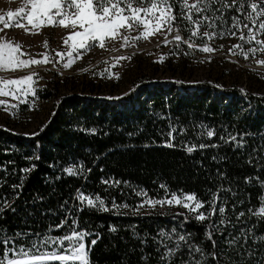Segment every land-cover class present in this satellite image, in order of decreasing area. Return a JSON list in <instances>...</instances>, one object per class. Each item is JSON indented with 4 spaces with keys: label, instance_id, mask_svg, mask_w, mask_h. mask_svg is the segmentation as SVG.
I'll return each instance as SVG.
<instances>
[{
    "label": "trees",
    "instance_id": "obj_1",
    "mask_svg": "<svg viewBox=\"0 0 264 264\" xmlns=\"http://www.w3.org/2000/svg\"><path fill=\"white\" fill-rule=\"evenodd\" d=\"M169 2L177 17L173 24L182 30L177 4ZM186 50L191 51L183 40H172L169 61L177 56L184 61ZM36 93L54 102L37 134L27 137L0 127V241H8L0 242V257L5 264L19 257L21 246L39 254L34 242L39 246L45 236L62 238L73 231L91 233L79 241L89 264H264V213L259 211L264 207V96L208 80L144 82L115 100L77 92L62 96L51 80ZM78 190L108 205L132 207L138 192L151 198H164L166 191L195 194L207 218L104 211L82 203ZM180 235L185 241L169 260L167 249L176 248ZM68 243H44L39 252L71 254L65 251Z\"/></svg>",
    "mask_w": 264,
    "mask_h": 264
},
{
    "label": "rangeland",
    "instance_id": "obj_2",
    "mask_svg": "<svg viewBox=\"0 0 264 264\" xmlns=\"http://www.w3.org/2000/svg\"><path fill=\"white\" fill-rule=\"evenodd\" d=\"M183 2L184 0H175L178 8L176 12L182 22V30H179V34L184 43L187 41L185 44L191 51H185L184 61L179 60L177 56L173 62H170L169 58L174 54L173 51L170 52V49L177 29L174 24H172V32H168L167 26H162L159 31L146 38L141 36L143 26L136 27L134 30L124 27L120 29L116 37H106L103 47L98 41L89 42L91 46L88 49L73 51L71 42L66 43L65 40L71 32L78 29L59 24L34 27L21 19V14L18 12V9L30 8L29 0H0V17L4 19V22H0V42L8 40L21 45L20 52L24 55L17 53L21 60L41 61L38 64L33 63L16 69L0 67V83L32 76L31 89L27 84L19 87L8 85L4 92H0V101L4 102L0 104V127L27 137L34 136L33 133L37 134L49 120L54 106L53 101H43L37 97V89L46 85L47 80H51L56 85L59 95L62 96L77 92L79 95L113 100L122 99L125 93L139 90L144 82L155 81L165 84L177 80L186 83L208 80L222 86L237 84L245 92L251 91L264 96V63H259L264 61V51L259 50L264 46L255 41L248 42V28L244 27L248 25L256 33L257 40H264V32L257 31L259 23L264 21V15L257 17L255 27L247 19L248 14L252 12L250 4L257 3L258 6H264L261 0H236V6L233 7L235 13L232 8L217 10L220 9V5L214 0L213 10H205L201 13L193 10L192 19L201 23L196 37H193L189 31V29H195V25L181 19L180 5ZM187 2L194 4L196 0H187ZM226 2L231 4L232 0H226ZM241 3L244 5L242 9ZM132 4L134 7L148 6L137 0H132ZM187 11V9L184 10V15H187ZM9 12L14 15L9 17ZM204 16L209 19L204 21ZM233 17L239 20L238 27H233ZM209 24L212 27H209ZM205 32L210 34L215 32L216 36L209 40L203 36ZM221 32L225 34L220 35ZM231 32H235V35H231ZM184 33H187L191 39L184 38ZM241 34L245 37L244 40L240 39ZM124 37H128L127 43ZM165 37L168 43H164ZM205 45L210 46L213 51H202ZM233 45L240 47L233 48ZM252 48L257 49L255 54L250 51ZM241 51L248 53L247 58L241 54ZM69 52L74 62L70 67H64L70 59ZM161 57H163L162 61ZM45 59L47 62H43ZM84 69L87 70L84 71ZM13 105L16 107H12ZM140 193L136 194L138 200L135 207L129 203H123L128 207L116 209L108 205L106 201L105 206L117 212L170 214L190 217L194 220L197 219L198 212L205 214L206 207L203 204L195 212L189 211L182 204L168 205L167 203L157 204L155 208L145 204L139 207L138 211H134L145 199ZM167 198L171 199V195ZM197 201L199 200L195 199L191 202L193 207ZM205 217L207 218L206 214ZM70 262L73 261L51 263L69 264ZM74 262L81 264L78 260Z\"/></svg>",
    "mask_w": 264,
    "mask_h": 264
},
{
    "label": "snow or ice",
    "instance_id": "obj_3",
    "mask_svg": "<svg viewBox=\"0 0 264 264\" xmlns=\"http://www.w3.org/2000/svg\"><path fill=\"white\" fill-rule=\"evenodd\" d=\"M139 3L147 4V7H134L132 4V0H29L30 8L25 10L24 8L18 9V12L21 14L20 18L26 20L28 24L33 25L34 27L39 28L42 25H63V26H71L74 30L71 34L66 38L65 42H71V47L73 51L79 49H88L91 45L89 42H99L103 47L104 41L106 37H116L121 28L126 27L129 30H134L136 27L143 26V32L141 36L146 38L150 34H154L159 31L162 26H167L168 32H172V24L173 21L177 20V17L173 15L172 12V3L169 0H137ZM215 3L220 5V9L217 10H225L228 8H233L236 6V0H232V3L229 4L226 0H214ZM213 0H196V3L189 4L187 0L180 5L181 8V19L190 21L193 25H195V29H189L191 31L192 36L196 37L198 35V29L201 27V23L197 20L192 19L193 10L196 13H201L205 10H213L212 9ZM261 4L264 5V0H261ZM203 5V7H202ZM243 3H241L240 8H243ZM259 7V11H257ZM250 8L252 12H250L247 16V19L252 22V26H256L257 17L264 15V6H258L257 3H251ZM187 9V15H184V10ZM239 10V9H238ZM127 13V14H125ZM143 13V15H141ZM14 14L9 12L8 16L12 17ZM209 17L204 16L203 20L207 21ZM0 22H4L3 17H0ZM240 24L239 20L236 17H233V27H238ZM212 27L211 24L208 25ZM244 27L248 28V42L255 41L257 44L264 46V40H257L256 33L253 32L252 28H249L248 25H244ZM259 32H264V21L259 23L258 30ZM224 32H221L220 35H224ZM231 35H235V32H231ZM204 37H207L211 40L216 33H203ZM137 39L140 37H136ZM125 43L128 41V37L123 38ZM175 41L180 42L182 37L179 34V29H176V35L173 38ZM241 40H244L245 37L241 34ZM167 37H165L164 43H168ZM187 43V41H185ZM45 46H47V42H45ZM191 47V45H190ZM223 47V46H221ZM233 48H239V45H233ZM21 45L16 44L14 42L4 40L0 42V67H5L8 69H16L21 68L33 63H41L40 60H21L20 56L17 55L20 52ZM204 52H212L213 49L210 46L205 45L202 49ZM231 50V49H230ZM260 51H264V47L259 49ZM250 51L255 54L257 49L252 48ZM241 54L247 58L248 53L241 51ZM20 55H24V53L20 52ZM58 55H62L59 54ZM70 59L67 63L64 64V67H70L74 62L71 59V52L68 53ZM122 59V58H121ZM163 57H161V61ZM43 62H47L45 59ZM259 63H264V61H260ZM87 69H84L86 71ZM32 76H26L20 79L14 80H5L0 83V92H4L5 87L8 85H16L19 87L20 85L27 84L28 88L31 89ZM34 94V93H33ZM127 95V93H125ZM4 103L0 101V104ZM12 107H16L13 105ZM203 127V125H202ZM93 132L95 129L92 130ZM27 135V134H26ZM32 135H35L33 133ZM131 135V133L129 134ZM207 135L211 137L213 135V131H208ZM171 136V132L169 133ZM232 141H236V137H230ZM169 146H172L171 142H167ZM239 143V142H237ZM205 145L201 144L200 148H204ZM194 147H188L187 152H193ZM39 159V157H36ZM215 159V158H214ZM34 168L35 165L33 164ZM24 172H28L29 169H23ZM66 171L70 174L73 173V168H67ZM90 171V169L88 170ZM103 183H108V181H102ZM116 183H119L118 181ZM16 187L15 185L13 186ZM165 185H161V188H165ZM145 197L144 201L134 209V211H138L139 207H143L145 204L150 205L155 208L157 204L163 205L167 203L168 205H183L188 208L189 211H197L202 207V202L197 201L195 207L192 206L191 202L196 199L195 194L183 193L181 195H177V193L172 192L168 193L166 191L165 197L159 200H153L147 197L146 192L140 193ZM19 195V193H17ZM171 195V199H168L167 196ZM77 196L82 203L86 202L87 206L90 207H100L104 211H108L109 209L105 206V201L101 199L98 195L95 199L91 196H85L79 190L77 191ZM214 203V201H213ZM242 203V202H241ZM112 207L119 208H127V204L118 205L113 201ZM235 208V205H233ZM14 210V209H13ZM80 211L83 208L78 209ZM0 211H3L0 208ZM221 213L225 212V208L221 207L219 209ZM261 213H264V207L259 210ZM215 212V208L212 209V212L209 213L211 215ZM244 213H239V216H243ZM197 219L204 220L205 214L203 212H198ZM75 224L76 222L73 221ZM63 225H57V227H62ZM115 230L114 228L112 229ZM176 230L173 229V232ZM91 235L86 231H73L71 235H66L64 237H48L45 236L44 240L39 242V246L36 242L33 243V248L39 254H32L33 249H29L28 251L24 250V247L21 246L19 252L16 254L19 257L24 258H11L6 260V264H48L51 261H80L81 264H89L88 253L85 250V244L83 242V238L85 236ZM162 235H167L162 233ZM209 237L211 233H208ZM99 236V234H97ZM171 238V237H169ZM57 241L63 246L65 241H68V248L65 251H70L71 255H58L55 251L52 252H39V247L43 246L44 243L55 244ZM180 241H185V236L180 235L179 239L176 243V248H168L166 252V256L169 260H171L172 256L180 247ZM2 243H7V240L0 241ZM77 242L78 247L74 246ZM96 240H92V244L95 245ZM164 244L163 241L160 242ZM229 243H233V241H229ZM213 246L215 247V241H213ZM167 247V245H165ZM188 248L191 249L192 245H188ZM8 251L15 252V249H9ZM197 252L202 251L199 247L196 248ZM164 257H162L163 259ZM213 258L219 260L218 257L213 253ZM0 264H5V259L0 257ZM194 264H200L199 261H195Z\"/></svg>",
    "mask_w": 264,
    "mask_h": 264
},
{
    "label": "bare ground",
    "instance_id": "obj_4",
    "mask_svg": "<svg viewBox=\"0 0 264 264\" xmlns=\"http://www.w3.org/2000/svg\"><path fill=\"white\" fill-rule=\"evenodd\" d=\"M58 255H67V254H58ZM17 258H24V257H17Z\"/></svg>",
    "mask_w": 264,
    "mask_h": 264
},
{
    "label": "water",
    "instance_id": "obj_5",
    "mask_svg": "<svg viewBox=\"0 0 264 264\" xmlns=\"http://www.w3.org/2000/svg\"><path fill=\"white\" fill-rule=\"evenodd\" d=\"M51 262H53V261H51ZM56 262H61V261H56Z\"/></svg>",
    "mask_w": 264,
    "mask_h": 264
}]
</instances>
